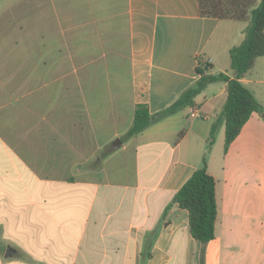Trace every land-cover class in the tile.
<instances>
[{"label": "crops", "instance_id": "0c3cea01", "mask_svg": "<svg viewBox=\"0 0 264 264\" xmlns=\"http://www.w3.org/2000/svg\"><path fill=\"white\" fill-rule=\"evenodd\" d=\"M223 21L198 0H0V264H264V56L241 78L263 112L226 151L222 126L207 157V243L173 196L227 83L127 133L137 104L157 113L198 78L199 57L231 74L245 28Z\"/></svg>", "mask_w": 264, "mask_h": 264}, {"label": "trees", "instance_id": "16d2710c", "mask_svg": "<svg viewBox=\"0 0 264 264\" xmlns=\"http://www.w3.org/2000/svg\"><path fill=\"white\" fill-rule=\"evenodd\" d=\"M199 11L203 16L219 19L248 20L242 41L229 49L231 74L210 73V65L197 59L198 78L166 108L151 114L144 104H137L128 135L133 136L178 110L195 105V97L212 82L227 83L226 100L212 122L201 164L182 186L175 192L173 202L186 209L189 218V231L192 237L202 244L215 237L217 202L215 195L216 179L207 170V157L215 142L216 134L224 126V151L241 131L244 123L253 113H262L263 106L241 78L252 68L259 56H264V0H198Z\"/></svg>", "mask_w": 264, "mask_h": 264}, {"label": "rangeland", "instance_id": "374dc122", "mask_svg": "<svg viewBox=\"0 0 264 264\" xmlns=\"http://www.w3.org/2000/svg\"><path fill=\"white\" fill-rule=\"evenodd\" d=\"M225 24H231L232 26H234V28L236 27L237 29L236 30H238L239 28H242V29H244V28H246L247 27V25H248V20L247 21H238V20H233V19H224V21H223ZM224 23H222V24H224ZM234 32H235V29H234ZM232 43H235V42H233V40H232ZM237 45V44H236ZM226 60H228L229 61V57L227 56V58H226ZM229 68V71L231 70V68L230 67H228ZM222 128V126L219 128V130H218V132H217V134H216V137H215V142L213 143V145H212V148H214V150H215V148H216V146H217V142H218V140L221 138V133H220V129ZM211 148V149H212ZM211 151V150H210ZM220 153H221V151H220Z\"/></svg>", "mask_w": 264, "mask_h": 264}, {"label": "built area", "instance_id": "2783aa9c", "mask_svg": "<svg viewBox=\"0 0 264 264\" xmlns=\"http://www.w3.org/2000/svg\"><path fill=\"white\" fill-rule=\"evenodd\" d=\"M192 116L195 115V111L193 109H190V112H189Z\"/></svg>", "mask_w": 264, "mask_h": 264}, {"label": "water", "instance_id": "95a60500", "mask_svg": "<svg viewBox=\"0 0 264 264\" xmlns=\"http://www.w3.org/2000/svg\"><path fill=\"white\" fill-rule=\"evenodd\" d=\"M263 115H264V113H263ZM118 142L120 143V140H118Z\"/></svg>", "mask_w": 264, "mask_h": 264}]
</instances>
